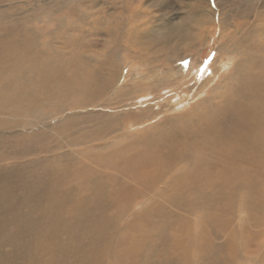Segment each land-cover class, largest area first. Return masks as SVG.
I'll use <instances>...</instances> for the list:
<instances>
[{
    "label": "bare ground",
    "instance_id": "1",
    "mask_svg": "<svg viewBox=\"0 0 264 264\" xmlns=\"http://www.w3.org/2000/svg\"><path fill=\"white\" fill-rule=\"evenodd\" d=\"M43 1L33 13L54 20L72 6L80 21L60 20L52 33L57 41L47 46L54 53L41 50L27 58L4 55L28 44L35 30H23L21 42L17 32L0 34V65L33 72L31 87L7 108L24 124L37 110L47 119L62 113L55 130L67 132L70 142L94 135L77 144H97L79 153L34 155L30 164L0 163V181L8 184L0 185V264L6 254L28 258L24 264H264V0H255L253 13L240 20L223 11L219 0H203L186 18L163 17L158 24L156 13L172 12L164 0H129L126 7L128 0H83L84 6ZM172 29L188 30L195 46L218 29L221 52L236 55L235 70L227 74L229 64L219 65L222 81L209 95L184 103L141 134L114 137L128 108L114 115L81 113L109 93L113 97L103 105L115 108L118 96L140 91L130 82L113 87L110 78L121 73L111 62L77 56L66 72L56 66L43 71L40 63L42 53L47 64L68 59L64 38L77 51L92 40L110 49L109 39L113 43L119 31L134 54L126 64H145L144 47L170 43ZM148 71L152 81L167 84L165 71ZM69 91L73 95L65 97ZM65 146L59 142L54 150ZM13 186L24 191L19 200Z\"/></svg>",
    "mask_w": 264,
    "mask_h": 264
},
{
    "label": "rangeland",
    "instance_id": "2",
    "mask_svg": "<svg viewBox=\"0 0 264 264\" xmlns=\"http://www.w3.org/2000/svg\"><path fill=\"white\" fill-rule=\"evenodd\" d=\"M86 1L87 0H84V2ZM164 1L168 6L163 3L164 5L172 8V14L168 13V15L166 14L164 16L160 13H156V17L153 20L154 24L160 23L163 20V17L172 22H175L174 20L176 17L184 19L192 14V7L195 5H200L201 8L203 7V0ZM247 1L249 0H222L221 2L219 0L218 4L221 5L223 11L240 20L245 17L244 15L247 12L253 13V7L251 5L255 0ZM76 2L78 5H83L84 3L83 0H75V4ZM98 2L102 4V0H99ZM42 3L45 2L43 0H0V16L6 17V19L0 21V34L17 32L19 33L18 42H21L22 37L24 36L20 33L23 30H35L34 32H36V35H34L32 39H29L30 41L28 44L12 49V51L9 52L10 54L4 56L13 57L17 54L19 56H25L23 58H27L26 55L33 56L36 52H40L41 50H48L54 53L55 47L49 49L47 46L57 41L52 36V33L57 26L60 25V20L64 22L67 20V23L69 22L68 24L71 22L78 23V21H80L78 16L76 17V12L72 6L64 7L62 14L57 13L54 15V20H51V16L47 13H33V10ZM126 3H129V0L127 2L124 1V7H126ZM145 4L147 5V3ZM144 9L146 8L144 7ZM147 9L151 12L158 9V7H149ZM83 11H85V9ZM110 15L113 16L114 14L111 13ZM172 17L174 19H172ZM119 19L120 18L115 16L114 23H117ZM92 25L93 24H91V26ZM187 33L188 30L172 29L168 33L171 35L170 38L162 34L167 39L173 40L170 43L163 44L164 42H158L155 46H150L148 43L143 51L146 60L145 64H126V57L134 54L132 53L133 50L127 51V39L125 36L119 34V31L116 33L113 43L112 40L109 39V42L111 43L108 42L109 45H111L110 49H105L102 45L94 44L96 41L92 40L91 42H87L88 45L86 47L77 51V49L70 45L64 38L60 40V42L64 45L68 59H54L53 63L47 64V59L42 53L40 63L43 65V71H49L53 66H56L64 70L63 72H66L68 71L69 61H74L77 56H80V60L83 59L85 62L88 60L92 61L95 58L111 62L114 71L117 74L118 72L121 73V76H119L120 79L116 76L110 78V81L112 82L111 85L113 87H119L122 86L124 82H130L131 86L140 91L134 92V94L129 95L124 99H122L124 96H118V103L115 105V108L112 106L104 107L103 105L113 97L112 93H109L98 98V100H95L96 104L90 106L88 104L84 106L86 109L82 110L81 113H105L114 115L119 114L125 108H128L130 113L128 112L129 114H127L126 117V114H123V116L120 117L121 124L119 126V131L114 134V137L124 133L137 135L146 132L150 125L157 123L167 114L180 112L182 107L185 106L183 105L184 103L192 102L196 97L201 99L202 97L209 95L210 88L213 89V87L219 85L222 81L220 80L222 75L219 74L221 69H215L218 68L219 65H222V63L229 64L227 74L231 72L233 73L235 70L234 64L236 61L234 58L236 55L229 57L226 56V50L221 52L222 50H220L218 40V29H214L213 36L204 45L195 46L194 43L187 38ZM67 34L71 36L75 35L65 32V35ZM81 36L82 35L79 34L78 37ZM96 39L97 37L95 40ZM117 44H120L121 46L117 48ZM64 48L62 46L60 47V49ZM147 59L149 60L148 62ZM154 59L159 60L152 62ZM40 63L37 62L35 65H40ZM153 66L162 72L165 71L167 74L166 85L162 86V82H157L156 80L152 81V79H150L153 76V72L148 71V69ZM174 72H176V74H174ZM103 73L104 71L101 73L102 76ZM36 76L39 77L38 74H36ZM32 77L33 72L30 70L19 71L16 67H8L7 64L0 65L1 165L3 164L4 166L7 165V167H9L14 164L26 163L27 161V163L30 164L33 162L32 159L34 155L40 157L47 155L50 156L68 151L79 153L89 147H94L97 142H92V146L89 144H77V141L89 140L94 135L85 139H75L70 142L66 139L68 137L67 132L60 134L59 131L53 128V126L64 117L62 113L56 116H50L47 119V117L43 118L41 116L40 110H37V114H34L35 116L28 114L27 124H24L26 120L25 118H21L20 115L8 110V105H17V99H19V97H17L16 94L22 93L31 87ZM156 77L162 78L159 75ZM142 88L145 89L143 90ZM71 95H73V93L69 91L65 94V97H70ZM7 96H10L9 100H7ZM82 98L88 103L86 95H82ZM153 106H156L157 108H154ZM18 120L21 121L19 126L17 123ZM42 123L51 125V127H40ZM94 124L95 121L84 123L83 125L84 127H89L94 126ZM26 132L29 133L26 134ZM18 137H24L25 143L21 142ZM59 142L64 143L66 146L62 149L54 150ZM43 149L47 152H42L44 151ZM1 172L2 171L0 170V174ZM0 185L8 186L5 180L0 181ZM13 188L18 200L24 196V191L22 189L16 190L15 186H13ZM135 209L137 210V208ZM204 223L205 222H203L202 225H204ZM204 229L208 232L205 227ZM27 262L28 258H21L14 255L9 256L6 254L3 264H24ZM249 264H254V261L251 259Z\"/></svg>",
    "mask_w": 264,
    "mask_h": 264
}]
</instances>
